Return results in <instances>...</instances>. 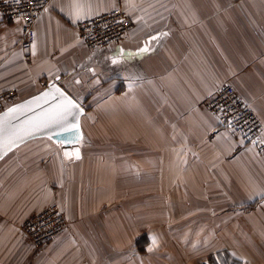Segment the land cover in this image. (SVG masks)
Returning a JSON list of instances; mask_svg holds the SVG:
<instances>
[{
    "label": "crops",
    "instance_id": "crops-1",
    "mask_svg": "<svg viewBox=\"0 0 264 264\" xmlns=\"http://www.w3.org/2000/svg\"><path fill=\"white\" fill-rule=\"evenodd\" d=\"M76 2L51 0L27 58L19 23L0 20V91L21 100L59 77L84 108L80 145L38 137L0 159V264H29V252H38L31 264H94L92 252H109L87 227L94 210L146 176L179 196L172 208L187 252L264 264V150L203 105L230 83L262 121L264 141V0H79L90 17L119 7L132 20L123 39L94 50L78 36ZM51 203L68 226L34 250L21 224Z\"/></svg>",
    "mask_w": 264,
    "mask_h": 264
},
{
    "label": "rangeland",
    "instance_id": "rangeland-1",
    "mask_svg": "<svg viewBox=\"0 0 264 264\" xmlns=\"http://www.w3.org/2000/svg\"><path fill=\"white\" fill-rule=\"evenodd\" d=\"M140 181L139 186L138 183L133 186L132 180L124 181L131 183L129 187L110 194L94 210L92 216L95 220L87 227L101 236L95 246L97 244L103 251L109 250L92 252L94 264H243L238 257L227 252L207 257L198 256L197 252H187V246L181 245L180 238L181 209L172 208L178 204L175 200H179V196L172 200L169 193L157 192L152 177H141ZM168 213H171V219L158 221L160 216ZM107 217L110 222H105ZM172 218L174 222L171 223ZM96 219L100 222H96ZM121 233H126L128 238L121 241ZM105 234L108 237H104ZM152 237H155V244ZM29 246L36 250L43 245ZM37 253L29 252V264Z\"/></svg>",
    "mask_w": 264,
    "mask_h": 264
},
{
    "label": "built area",
    "instance_id": "built-area-1",
    "mask_svg": "<svg viewBox=\"0 0 264 264\" xmlns=\"http://www.w3.org/2000/svg\"><path fill=\"white\" fill-rule=\"evenodd\" d=\"M51 0H0V20L17 21L20 25L18 45L24 57L34 43V24ZM132 26L130 17L119 7L80 20L76 30L83 44L91 50L117 43ZM46 85V84H45ZM44 85V86H45ZM19 100L14 88L0 91V111ZM203 105L217 117L224 128L247 141H254L258 151L264 150L261 139L263 123L254 110L230 83L220 84ZM68 226L64 211L51 203L30 214L21 231L33 246H41L58 236Z\"/></svg>",
    "mask_w": 264,
    "mask_h": 264
},
{
    "label": "snow or ice",
    "instance_id": "snow-or-ice-1",
    "mask_svg": "<svg viewBox=\"0 0 264 264\" xmlns=\"http://www.w3.org/2000/svg\"><path fill=\"white\" fill-rule=\"evenodd\" d=\"M74 10V21L77 22L81 19L89 18L91 15L90 5L87 7L78 2L72 5ZM47 11V9H45ZM156 39V37H153ZM147 48L140 49V52H146ZM122 55V54H121ZM120 61L113 58L112 63L117 64ZM79 83V81H77ZM131 86V85H130ZM50 91H45L39 94L38 97H33L30 101H25L23 104L14 105L8 108L4 113H0V121L4 117H14L15 114H23L24 110L33 111L31 105L35 104L37 108L40 107V101H43L45 105H48L46 111H41L40 115L33 120L26 121L23 129L24 134H31L32 132L41 130H50L52 128L60 129L64 132H74L79 137V121L78 115L81 112L79 105L71 97L66 95L63 91L57 88L54 84L49 85ZM73 118L70 120L69 118ZM19 138L18 134H14V138H10L9 143L14 144L15 139ZM52 137L49 136V139ZM3 143L0 142V147H3ZM65 157L72 155L65 152ZM75 158L79 159V151L76 150ZM152 242L155 244V237H152Z\"/></svg>",
    "mask_w": 264,
    "mask_h": 264
},
{
    "label": "water",
    "instance_id": "water-1",
    "mask_svg": "<svg viewBox=\"0 0 264 264\" xmlns=\"http://www.w3.org/2000/svg\"><path fill=\"white\" fill-rule=\"evenodd\" d=\"M59 77H55L51 79L42 89L37 91L36 93L27 96L21 100H18L15 103L10 104L5 109L1 110L0 113H4L8 108L23 104L25 101H30L33 97H38L40 93L45 91H50L49 85H55L61 91H63L66 95L71 97L76 103L79 105L81 112L78 115L79 121V137L76 136L74 132H64L57 128H52L50 130H41L32 132L31 134H24L23 129L25 127L26 121L33 120L38 117L41 111H46L48 105H45L43 101H40V107L37 108L35 104L31 105L34 109L33 111L24 110L23 114L17 113L14 117H4L2 121H0V142L3 143V147H0V159H2L8 152L12 149L16 148L20 144L38 137H46L49 139V136L52 138L50 139L54 143L60 145L63 148L74 147L76 145H80L82 140V130L80 125V117L84 112L83 106L67 91L65 90L59 83ZM72 120L73 118H69ZM14 134H18L19 138L15 139V143H9L10 138H14Z\"/></svg>",
    "mask_w": 264,
    "mask_h": 264
},
{
    "label": "trees",
    "instance_id": "trees-1",
    "mask_svg": "<svg viewBox=\"0 0 264 264\" xmlns=\"http://www.w3.org/2000/svg\"><path fill=\"white\" fill-rule=\"evenodd\" d=\"M20 100V99H19Z\"/></svg>",
    "mask_w": 264,
    "mask_h": 264
}]
</instances>
